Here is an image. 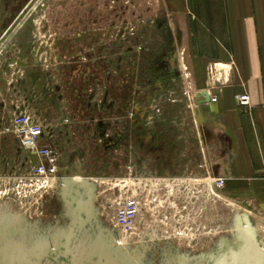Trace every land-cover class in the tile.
I'll return each mask as SVG.
<instances>
[{
    "label": "rangeland",
    "instance_id": "obj_1",
    "mask_svg": "<svg viewBox=\"0 0 264 264\" xmlns=\"http://www.w3.org/2000/svg\"><path fill=\"white\" fill-rule=\"evenodd\" d=\"M199 2L0 0V229L24 219L48 231L72 169L96 184L99 224L131 264H204L232 232L264 264V221L207 185L188 76L206 71ZM26 113L54 146L57 180L33 175L43 160L11 125ZM128 198L138 219L123 233L113 217Z\"/></svg>",
    "mask_w": 264,
    "mask_h": 264
},
{
    "label": "crops",
    "instance_id": "obj_2",
    "mask_svg": "<svg viewBox=\"0 0 264 264\" xmlns=\"http://www.w3.org/2000/svg\"><path fill=\"white\" fill-rule=\"evenodd\" d=\"M192 14L206 71L195 67L188 76L207 185L223 180L224 198L264 221V0H200ZM212 65L220 69L213 79ZM244 93L248 108L237 104Z\"/></svg>",
    "mask_w": 264,
    "mask_h": 264
},
{
    "label": "water",
    "instance_id": "obj_3",
    "mask_svg": "<svg viewBox=\"0 0 264 264\" xmlns=\"http://www.w3.org/2000/svg\"><path fill=\"white\" fill-rule=\"evenodd\" d=\"M206 96L208 102L209 94ZM96 190V184L81 172L61 179L57 192L62 203L61 212L53 226L39 236V241L35 238L39 231L30 229L32 241L19 245L22 250L18 252L21 254L18 261L39 264L48 259L49 264H127V258L116 255L108 231L99 224ZM5 245L9 243H3L1 248ZM10 245L12 252H16L17 246ZM248 245L251 248L248 262L262 264L263 255L253 241Z\"/></svg>",
    "mask_w": 264,
    "mask_h": 264
},
{
    "label": "built area",
    "instance_id": "obj_4",
    "mask_svg": "<svg viewBox=\"0 0 264 264\" xmlns=\"http://www.w3.org/2000/svg\"><path fill=\"white\" fill-rule=\"evenodd\" d=\"M219 70L218 65L210 66L209 71L212 79ZM236 100L237 104L242 108L250 106V97L246 93L237 96ZM212 102H217V98H212ZM11 125L23 138L22 143L26 150L43 160L33 168V175L38 179L57 180V154L52 142L47 139L42 125L27 113L14 117ZM224 185L225 182L223 180H218L215 183V188L221 190ZM137 219L138 203L133 198H128L115 212L113 222L115 227L123 233H129L135 228Z\"/></svg>",
    "mask_w": 264,
    "mask_h": 264
},
{
    "label": "flooded vegetation",
    "instance_id": "obj_5",
    "mask_svg": "<svg viewBox=\"0 0 264 264\" xmlns=\"http://www.w3.org/2000/svg\"><path fill=\"white\" fill-rule=\"evenodd\" d=\"M74 170L76 174H78L77 171H79V168L76 167V169ZM59 173H64V172L61 171V169H59L58 174ZM71 173H72V169H68L65 171V174L70 175V177L72 176ZM25 223L26 221L24 219H20L18 221L13 220L12 223L7 224V226L4 227L3 229H0V264H28L18 261L21 255L18 252L22 250V248L19 245L30 242L29 240H31L30 234L32 233L30 229L32 228L25 227ZM234 233L235 232H232V236L230 234V237H228L227 239L221 238L222 242L221 241L218 242V245L220 246L221 244H223V242L227 241L228 246L227 247L223 246L224 249L222 247L221 248L219 247L216 252V257L214 258V255L206 257L207 261L204 264H255V262L249 263L247 261V254L249 253V251L251 252V248L247 247L248 244H245L244 247H247L248 249L246 248L240 249L239 245H241L243 241H239V240L235 241L237 234ZM41 234L44 233L39 231V233L37 234L38 236L35 237L38 239V241L41 239V237H39L41 236ZM109 239L111 241V244H113V242L114 243L116 242V240L114 238H111V236ZM237 241L239 243H237ZM3 243L16 245L17 247L14 249H17V251L12 252V249H9L11 252L5 250L3 251V249L1 248ZM112 249L114 250V252L117 253L116 254L117 256L126 258L122 256V254L118 251L117 248H114V246H112ZM8 253H10V255ZM27 256L28 255L26 254V257ZM7 260H9V262H6ZM29 264H38V263H29ZM39 264H49L48 259L42 260ZM127 264H131V263L128 262ZM184 264H189V263H184Z\"/></svg>",
    "mask_w": 264,
    "mask_h": 264
},
{
    "label": "bare ground",
    "instance_id": "obj_6",
    "mask_svg": "<svg viewBox=\"0 0 264 264\" xmlns=\"http://www.w3.org/2000/svg\"><path fill=\"white\" fill-rule=\"evenodd\" d=\"M218 190V189H217Z\"/></svg>",
    "mask_w": 264,
    "mask_h": 264
}]
</instances>
